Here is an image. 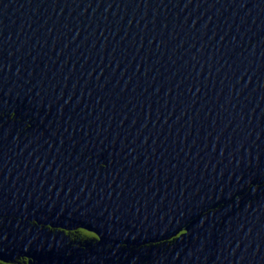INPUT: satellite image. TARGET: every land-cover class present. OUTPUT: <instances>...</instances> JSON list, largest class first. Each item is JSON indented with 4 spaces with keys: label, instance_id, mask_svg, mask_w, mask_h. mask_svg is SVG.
Segmentation results:
<instances>
[{
    "label": "water",
    "instance_id": "obj_1",
    "mask_svg": "<svg viewBox=\"0 0 264 264\" xmlns=\"http://www.w3.org/2000/svg\"><path fill=\"white\" fill-rule=\"evenodd\" d=\"M0 264H264V0H0Z\"/></svg>",
    "mask_w": 264,
    "mask_h": 264
}]
</instances>
